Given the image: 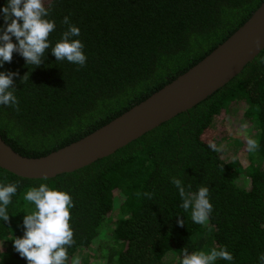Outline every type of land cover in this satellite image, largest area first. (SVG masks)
<instances>
[{
    "label": "trees",
    "instance_id": "16d2710c",
    "mask_svg": "<svg viewBox=\"0 0 264 264\" xmlns=\"http://www.w3.org/2000/svg\"><path fill=\"white\" fill-rule=\"evenodd\" d=\"M260 1L45 0L46 7L51 3L47 19L56 25L49 42L61 39L68 16L80 29L73 39L84 44L87 61L83 67L57 61L51 45L39 66L27 65L14 52L0 72L19 73L13 77L19 111L0 105V136L20 154L38 156L84 135L200 59ZM6 3L0 0V10ZM5 26L0 12V27ZM26 73L29 79L22 83ZM236 127L244 130L235 134ZM248 137L259 143L252 152L259 160L244 147ZM227 140L240 147L223 161L208 144ZM242 149L247 163L239 158ZM242 171L249 182L238 185ZM173 177L186 192L209 188L213 211L207 223H193L191 209L181 207ZM9 183L18 189L7 206L9 220L0 219V264H27L13 239L24 235L23 218L35 210L24 195L41 183L73 199L74 243L66 264L74 257L80 264H181L185 248L206 253L226 248L233 255L215 264H261L264 47L223 85L113 152L50 177L0 167V184Z\"/></svg>",
    "mask_w": 264,
    "mask_h": 264
},
{
    "label": "clouds",
    "instance_id": "9594fccd",
    "mask_svg": "<svg viewBox=\"0 0 264 264\" xmlns=\"http://www.w3.org/2000/svg\"><path fill=\"white\" fill-rule=\"evenodd\" d=\"M50 11L51 3L46 7L45 0H7L0 10L6 25L0 27V66L11 62L14 52L21 54L27 65L39 66L50 45L57 61L66 60L81 67L86 64L84 44L79 39H73L80 35V29L70 23L68 16L64 17L63 23L69 27L61 39L54 45L49 42L50 33L56 27L54 21L47 19ZM13 36L18 43L13 42ZM260 43L257 38L256 46L259 47ZM17 75V72H0V105L14 106L19 111V103L13 91V77ZM28 79L26 73L21 82ZM246 144L249 152H255L259 147L258 141L252 137L247 138ZM208 147L215 152L222 151V146L215 142L210 141ZM171 182L182 198L181 207L185 211L191 209L193 223H207L213 211L209 188L201 186L196 192H186L180 179L173 177ZM17 189L18 185L15 183L0 184V219L3 221L9 220L7 206ZM143 195L151 199L153 194L145 192ZM24 200L33 204L35 210L24 216V235L13 239L14 249L21 257L26 258L27 264H66L69 259L68 247L74 243V232L70 224V209L74 206L72 196L66 191L41 183L38 187L29 188ZM178 223L183 226L185 222L179 219ZM218 259L232 261L233 255L226 248H213L208 253L189 252L185 248L181 264H215ZM259 259L264 264V254ZM72 264H80L79 257H74Z\"/></svg>",
    "mask_w": 264,
    "mask_h": 264
},
{
    "label": "water",
    "instance_id": "95a60500",
    "mask_svg": "<svg viewBox=\"0 0 264 264\" xmlns=\"http://www.w3.org/2000/svg\"><path fill=\"white\" fill-rule=\"evenodd\" d=\"M257 38L260 46H256ZM264 47V0L200 59L144 98L84 135L38 156L23 155L0 136V167L25 177H50L113 152L184 111L237 74Z\"/></svg>",
    "mask_w": 264,
    "mask_h": 264
},
{
    "label": "rangeland",
    "instance_id": "374dc122",
    "mask_svg": "<svg viewBox=\"0 0 264 264\" xmlns=\"http://www.w3.org/2000/svg\"><path fill=\"white\" fill-rule=\"evenodd\" d=\"M244 129L240 130V128L236 127V131L235 134H239L243 131ZM246 131V130H245ZM247 132V131H246ZM222 146V150L223 152H220L219 157L220 159H222L223 161H228L233 159V157H235V155L238 152V149L240 147L238 142H234V141H224V143L221 145ZM247 146L246 142L244 144V147ZM246 149H242L239 158H241L243 160L244 163H247L248 161L245 160V156H246ZM250 155L253 157V161L255 159L259 160V156H257L256 158H254L253 153L249 152ZM245 169V167L243 168V170ZM238 185H243L246 184L247 182H249V177H247V175L242 171L240 172V174H238L237 180H236ZM117 191L113 190V193L115 194Z\"/></svg>",
    "mask_w": 264,
    "mask_h": 264
}]
</instances>
